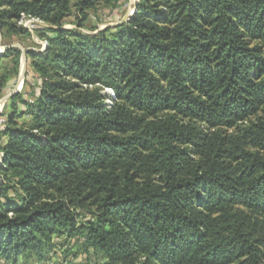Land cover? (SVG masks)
<instances>
[{
    "label": "trees",
    "instance_id": "obj_1",
    "mask_svg": "<svg viewBox=\"0 0 264 264\" xmlns=\"http://www.w3.org/2000/svg\"><path fill=\"white\" fill-rule=\"evenodd\" d=\"M119 7L0 0L2 38L25 15L47 43L0 129V264H46L56 238L88 259L58 264H264V0H138L89 26ZM21 56L0 53V100Z\"/></svg>",
    "mask_w": 264,
    "mask_h": 264
},
{
    "label": "rangeland",
    "instance_id": "obj_2",
    "mask_svg": "<svg viewBox=\"0 0 264 264\" xmlns=\"http://www.w3.org/2000/svg\"><path fill=\"white\" fill-rule=\"evenodd\" d=\"M138 0H123L120 3V7L118 10L114 12V14L108 13L103 11L100 13L99 16H92V19L88 23L89 26H92L94 24H98L100 29H104L107 26H111V24L118 25L120 22L119 19H124L125 14L128 10L131 11V9L135 8L137 6ZM126 4V5H125ZM125 5V6H124ZM27 21L29 24L25 26V23ZM123 22V21H122ZM19 25L25 27L28 32L29 36L23 37V36H12L8 38H2V34L0 33V53L3 54L8 48H18L22 51V56L20 58V71L18 76H16L14 79H12L6 86L4 91V96L0 100V129L3 127V124L5 123L4 113L5 107L7 106V103L10 101V98L13 95H16L18 93H21L25 95L30 94L31 91L35 90L37 88V81L35 80L34 76L32 75V71L30 69V63L27 60V51L31 49H35L38 51H44L46 49V46L43 45L45 41H42L39 39V37L36 35V28L39 27V25H45L43 22L28 18L26 16H21V19L18 22ZM46 26V25H45ZM66 27L71 28V25H67ZM2 51V52H1ZM6 59H0V72L5 69V67H11L12 64L8 60L4 61ZM111 95L112 92L108 91ZM109 105H112L111 101H107ZM0 159H2L0 155ZM2 164V162H1ZM1 183V179H0ZM56 248L55 251H57L56 256H50V261H48L46 264H58L60 262L58 258L61 254L65 251H72V256H74L75 263H87L88 259L81 254L79 244L75 243L74 241H65L63 238H56L54 240ZM61 260V259H60ZM92 264H95L93 262Z\"/></svg>",
    "mask_w": 264,
    "mask_h": 264
},
{
    "label": "crops",
    "instance_id": "obj_3",
    "mask_svg": "<svg viewBox=\"0 0 264 264\" xmlns=\"http://www.w3.org/2000/svg\"><path fill=\"white\" fill-rule=\"evenodd\" d=\"M123 0H119V4L122 2ZM125 1V0H124ZM126 5V4H125ZM124 5V6H125ZM135 9V8H134ZM134 9L132 8L131 9V11L130 10H128L127 11V13L125 14V16H124V19H119V21L118 22H122V21H126V20H128V18L130 17V16H132V14H133V12H134ZM111 26H115V24L113 25V24H111ZM4 61H6V60H4Z\"/></svg>",
    "mask_w": 264,
    "mask_h": 264
},
{
    "label": "built area",
    "instance_id": "obj_4",
    "mask_svg": "<svg viewBox=\"0 0 264 264\" xmlns=\"http://www.w3.org/2000/svg\"><path fill=\"white\" fill-rule=\"evenodd\" d=\"M25 15H23V17H24ZM29 22H31V21H27L26 23H25V26H27V24H29ZM43 45L44 46H47V43L45 42V43H43ZM2 52V51H1Z\"/></svg>",
    "mask_w": 264,
    "mask_h": 264
},
{
    "label": "water",
    "instance_id": "obj_5",
    "mask_svg": "<svg viewBox=\"0 0 264 264\" xmlns=\"http://www.w3.org/2000/svg\"><path fill=\"white\" fill-rule=\"evenodd\" d=\"M135 11H136V7H135V9H134V12H135ZM134 12H133V13H134ZM1 162H2V159H0V165H1Z\"/></svg>",
    "mask_w": 264,
    "mask_h": 264
}]
</instances>
